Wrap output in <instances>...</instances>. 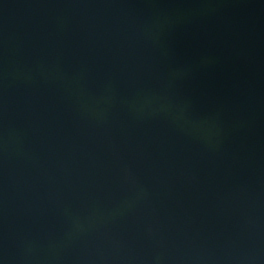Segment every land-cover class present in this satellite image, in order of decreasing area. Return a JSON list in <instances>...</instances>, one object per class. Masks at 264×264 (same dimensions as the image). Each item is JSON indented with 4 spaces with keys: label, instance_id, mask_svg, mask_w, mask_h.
Returning a JSON list of instances; mask_svg holds the SVG:
<instances>
[{
    "label": "water",
    "instance_id": "1",
    "mask_svg": "<svg viewBox=\"0 0 264 264\" xmlns=\"http://www.w3.org/2000/svg\"><path fill=\"white\" fill-rule=\"evenodd\" d=\"M0 264H264V0H0Z\"/></svg>",
    "mask_w": 264,
    "mask_h": 264
}]
</instances>
